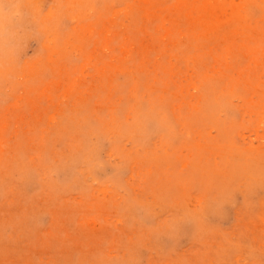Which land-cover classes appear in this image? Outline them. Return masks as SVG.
Returning a JSON list of instances; mask_svg holds the SVG:
<instances>
[{"label": "rangeland", "instance_id": "obj_1", "mask_svg": "<svg viewBox=\"0 0 264 264\" xmlns=\"http://www.w3.org/2000/svg\"><path fill=\"white\" fill-rule=\"evenodd\" d=\"M0 264H264V0H0Z\"/></svg>", "mask_w": 264, "mask_h": 264}]
</instances>
